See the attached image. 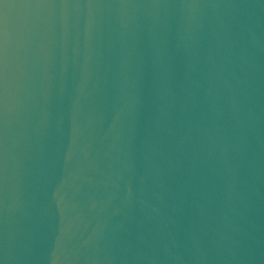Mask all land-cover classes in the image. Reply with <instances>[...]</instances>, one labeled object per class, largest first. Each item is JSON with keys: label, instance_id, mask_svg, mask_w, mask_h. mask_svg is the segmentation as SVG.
Instances as JSON below:
<instances>
[{"label": "water", "instance_id": "95a60500", "mask_svg": "<svg viewBox=\"0 0 264 264\" xmlns=\"http://www.w3.org/2000/svg\"><path fill=\"white\" fill-rule=\"evenodd\" d=\"M0 264H264V0H0Z\"/></svg>", "mask_w": 264, "mask_h": 264}]
</instances>
